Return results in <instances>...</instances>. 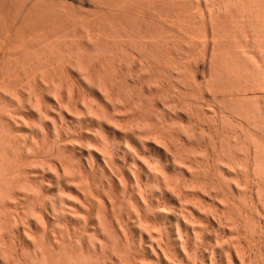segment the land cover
Returning <instances> with one entry per match:
<instances>
[{
    "label": "bare ground",
    "instance_id": "obj_1",
    "mask_svg": "<svg viewBox=\"0 0 264 264\" xmlns=\"http://www.w3.org/2000/svg\"><path fill=\"white\" fill-rule=\"evenodd\" d=\"M132 1H130V3ZM260 1L259 4L257 3L258 5L256 4V8L255 6L252 8L253 10H251V8L250 11L247 9L249 12L246 10V13L244 12L243 16H240V21L234 22L235 28H233L235 30H233L236 34L234 37L237 39L241 38L238 41L235 38L237 43H235L234 48L237 47L238 49L235 48L237 55L233 50L231 51L233 47L227 49L229 51L225 50V57L223 56L222 59L223 67H218L219 63L217 64L216 61L218 57L216 58V56L219 55H215V52H211L210 56L212 60H208L210 65H202L204 67L202 76L206 82L204 89L209 90V92L211 89L212 94L215 95L218 91L220 94L223 92L234 93L236 90H238V92H246L249 86H253V82H250L253 78H257L256 80L259 79V84L257 83V85L263 86L261 89H264V0L261 3ZM135 2L137 1L135 0ZM125 4L128 5L129 3L127 2ZM134 4L135 3H133V6H135ZM131 5H128L127 9ZM137 5L141 7H138V12L142 9L141 12L143 13L141 19H138L141 23L139 25L140 28L136 27L137 25L132 21L131 22L135 24V27L132 25L133 29H130L132 28L130 24L128 25L131 26L129 28L124 23L123 26L125 27L111 25V27L106 26L105 28L102 26L106 23L103 25L101 23L99 27L93 25V28L88 26V28L82 27L84 29L81 30L77 29V27L76 29L73 28V30L70 28L69 31L66 30V28L65 30H60V28L54 27L55 29H53V32H51L52 30L50 31L52 33H50L51 37L52 35L53 37L51 39L44 38L47 39V42L39 43L38 45L40 41L37 40L38 42L36 44L39 47H34L36 44L31 43L32 47L30 46V48L34 49L35 52L33 50H28L29 52L32 51L30 52L31 57H26L25 65L23 66V72L25 71L24 74H28L38 62L39 65L46 62L47 67L54 65L58 59L57 57L61 54L62 56L60 55L59 58L64 57L69 59H66L67 65V61H69L70 65H74L76 70L78 69L77 71L81 77L80 79H82L85 84L95 89L96 93L94 96H96L97 103L94 102L96 99H93V101L89 100L88 97H84V95L82 96L80 94V88L76 90V83L72 82V80V83H67L66 81L65 85L68 84V88L66 87L67 89H64V83H54V81H51L53 83H48V86L52 84L49 87L50 92L52 91L53 96H56L54 98L56 106H53L58 110V113L53 112L57 113L56 115H51V112H49L44 106L45 104L42 103L40 92L37 93L38 90H36V87L33 85L35 87L33 89L31 88L33 98L29 96V102H27L31 104L30 106L38 110L39 118L42 121L41 124L38 123L39 126L41 125L42 127H38L36 133L37 131L42 132L41 128L45 129L44 127L47 125V119L51 118L53 119V124L51 123V125L56 134L54 140H60L61 142V140L64 139L62 137V134L65 132L63 129L66 128L64 126L68 125L65 123L70 122L69 117H76V119L80 121L77 120L79 123H91V126L89 125L91 128L88 129V132L86 130V132L89 133L90 130L92 133L94 139L92 143L94 146L91 145V142L87 143H90L88 145H91L94 149L92 150V147H87V144H84L85 148L87 147L90 149V152H87L91 159L90 162L88 160V165L91 168H95V166L98 165L97 168L104 169L102 172L109 169V171H106V174L104 172V174L106 179L110 181L111 179H115L120 182V185L125 181L126 184L122 185L126 186L128 185L127 182H129V184L130 182L131 184L133 183L131 185L133 188L130 185H128V187L130 186L132 189L129 188L136 193V196L138 195L134 203L136 206L133 205L134 209L132 208L135 218L132 221L130 219L128 222H126V220L124 222V217L123 220L120 218L122 222H118L119 226H115V228L117 227L115 230L113 227L114 224L111 223L113 219L108 220L102 212L105 208L104 204V208H102L103 206L101 207L103 209L101 210L102 214L99 212V218L97 217L96 219L95 217V219L98 220L97 226L99 225V229L93 234L91 233L92 235H85L87 230H82L85 234L82 233V235H80L81 231L79 230L80 233L78 235L80 238L79 236L73 237L72 235H75L77 232L75 230L76 232L74 234L65 235L62 240L63 244H60L61 246L58 247V250L54 249L52 244L50 246L48 243L51 242L47 240L58 238V236H55L56 230L55 232L53 230V228H56L54 224H58L61 219H64L63 221L67 219L66 222H68V218L74 217L76 210V212H79L77 206L71 201L75 199V197L71 195V190V194L67 196L71 195L73 199L65 196L67 194L65 185H72L71 183H75L76 185L77 183V185L82 187L81 189L84 190L83 192L87 194V196H91V199H94V196L96 197L95 191L98 187L96 184V187L94 185L96 182L93 183L91 178L85 175L80 164V167L77 166L78 168L74 167V169L69 165L64 166L62 164L63 161L59 164L56 159L47 161L45 159H35L36 157H40L37 156L39 152L38 154L34 153L37 152V146L40 145L36 143L39 142L37 140L34 141L32 139V141L27 143L25 141V146L21 144L14 146L9 140V132L6 131V127H3L4 123L2 125L1 121L4 119V121L6 120V122L16 125L18 121H16V119H21V117L19 118V114L16 113L14 117V113H10V115H12L11 117L9 115L10 111L8 114H6V111L5 114L8 117H5L6 119H0V264H147V262L148 264H256L260 259L259 255L262 257L263 253L259 254V252H263L264 249L262 248V246H264V102H251V98L249 99L250 101L247 102V97L246 100L241 99L242 101H246L242 102L240 99L235 100V98V102H231H234L235 106L228 103L227 106L229 108L227 107V109H225L226 107H220L216 110L214 107L212 108V106L210 107L207 105L205 101H202V99H205V93L203 88V93L200 91V52L198 51L199 53H196L194 51L196 47L193 45V43H196L194 41L195 39L189 38L191 32L194 31L192 30V28H194V26L192 27L191 25L192 22L195 23L196 21L200 24L199 0H138ZM37 8L33 9L37 10ZM132 8L133 7H131V9ZM195 8L198 10L197 14L192 15V11L195 10ZM121 9L124 8L122 7ZM52 11V13L43 12L44 14L40 13L39 15L38 12L41 11L38 10V16L34 15L37 17L36 19L34 18V20L39 21L41 19L46 24L48 22L49 26H51V24H57L61 21L64 22L69 18L65 11L64 13L62 10L61 12L60 9L57 10L60 12ZM31 15L32 14H30V16ZM138 15L133 18L136 19ZM127 16L130 17V15ZM128 17L126 21L130 19H128ZM156 18L160 19H158L159 24L157 23L158 21L156 22L157 25H159L158 27L155 25L156 23H154V20H157ZM125 19L126 18L121 20L125 21ZM68 20L69 19H67V21ZM138 20L136 21L138 22ZM116 21L118 22V20ZM29 22H27V24ZM211 22H213V19ZM210 24L212 27H210V32L212 33V39H214L215 29L213 27L216 25L214 22ZM32 25H34V23ZM30 26H28V28ZM39 29L40 28H38V30ZM67 29H69V27H67ZM48 30L49 29H47V31ZM35 32L39 31L35 30ZM43 32L45 31H40V34ZM24 35L25 34H23V36ZM26 35L28 34L26 33ZM44 35L45 34H43V36ZM48 36L50 37V35ZM60 36H62V38ZM35 37L37 36L35 35ZM77 37H79L80 40H78ZM208 37L206 36L207 41H209ZM63 38L67 40L62 42ZM196 38L199 39L198 35ZM7 40L8 39H6V41ZM17 41H20V39ZM35 41L33 40L32 42ZM20 42H18V44ZM207 44L209 45L208 42ZM207 44L205 45L206 47L208 46ZM226 45H228V43ZM17 46L18 45L15 47ZM221 46H223V43ZM20 47L23 48V46ZM20 47L18 46V48ZM208 47L201 56L204 61L207 60L206 58L209 56ZM86 48L88 51L91 49V52L92 50L95 52L91 54L93 57H89L90 59L86 58ZM24 52L26 53L27 51ZM250 53L253 54H251L252 58L249 57L251 56L249 55ZM254 54L257 57L261 56L259 61H257L259 57L256 59ZM85 58L87 60L89 59V61L87 62ZM86 62L87 64H85ZM19 75L20 74L17 76ZM124 77L127 79L130 78V82L133 83V86L130 84V86L126 87L125 83L129 81L125 80L126 78ZM207 78L210 79L208 80ZM4 85L5 84H2V86ZM122 85L126 87H124L125 89L128 88L127 92L125 89H122ZM131 87L133 88L131 89ZM154 87L156 92H154ZM17 91H12L15 92L14 97L23 103V98H21L19 89ZM77 92L79 93L76 94ZM200 95L204 96L200 98ZM263 98H261V100ZM237 101L239 103H237ZM49 121L51 122L50 119ZM206 122L210 125L208 129H204V124ZM105 126L114 128L112 130H117V133L120 131L124 134L123 142H125V145H123L125 150H127L125 153H128V156L132 157L134 161V166L129 168L130 170L128 171L130 175L123 176V174L119 172L120 167L114 162V157L116 158L117 154L113 155L116 153L117 149H115V153L113 152L112 156L110 152L113 149L109 151L111 143L109 141L108 146V142L106 141L108 139H105L107 137L104 138L106 132H104V130L107 128H105ZM113 132L115 133L116 131ZM64 135L65 134H63V136ZM106 135L108 134H105V136ZM65 137L67 138V136ZM64 140L63 142L66 145L69 141ZM56 142L57 143L55 144L54 142L53 145H57L58 141ZM81 142H79V145ZM123 142H121V144ZM70 143L78 146V142L75 143L74 140L70 141L68 144ZM68 144L65 146L66 148L69 146ZM55 145L51 147H55ZM63 145H61V147ZM82 145L83 144L80 146ZM57 146L58 147L54 148L53 151L60 154L64 146L62 148H60L59 144ZM147 147L148 149L149 147L164 148L167 152L166 158L168 162L170 161L169 164L167 162V164H163L164 162L162 163L160 161V163H157L158 161L155 162L156 160L149 161L152 160L150 157L149 159L146 158L148 160L146 161L143 155H145L144 150H146ZM78 151H80V149ZM50 153L52 152H49V154ZM43 154L47 155L45 152ZM29 158L34 161L31 160L36 166L31 165L32 163L29 161ZM60 158H62V156H60ZM63 159L64 158L61 160ZM26 161H29L31 164L28 163V165ZM84 164L83 162V166L87 165ZM38 165L40 167H38ZM90 167H88V169ZM46 173L51 174L50 179H52V183L54 181L57 187L60 188L61 186L60 189L58 188V196L56 198L54 196V199L49 198V194L46 190L48 189L46 187V180L48 179L43 176L44 174L46 175ZM120 180H122V182ZM49 186L50 185H48V187ZM83 194H81V196ZM203 195H207L210 198L212 197L213 203H206L203 199L205 196ZM215 200H218L217 204H215ZM87 207L85 208L90 211L89 206ZM85 208H81V211L83 212ZM48 212L51 213L53 217ZM32 216H34L35 219H33ZM117 216L119 217V215ZM87 218L84 217L82 222L84 220L85 224L88 223L85 220ZM77 219L80 220L79 217ZM51 220H53L54 224ZM32 221L35 222L34 226L37 227L36 229L40 230V232L42 231L41 234L38 233V236L31 228ZM85 224L84 227L87 225ZM59 227H61V225ZM133 227L135 231L140 234L139 239L142 240L139 242H137L134 237L135 234L132 232ZM62 230L66 231V228ZM48 231L51 234L54 232L53 238L50 237L49 239L50 234ZM69 231L70 230L67 228L65 234L69 233ZM87 234L89 233L87 232ZM83 235L88 237V239L90 238L92 241V245L89 243V247L93 246V248H90L94 251H90L91 254L90 252L87 253L88 255L85 253L90 249L88 251L85 249V252L84 249H81L83 252L79 249V252L83 254H79L77 251L75 253L72 249V246L74 248V241L77 246L83 241H78L84 238ZM143 235L149 237V242L148 240H146V243L143 241ZM50 241L56 242L53 240ZM144 243L148 244L145 245ZM20 244L23 245V247H21ZM57 245L59 244L57 243ZM19 246L23 249L19 250ZM95 252L97 256L94 258L92 254H95ZM149 252L155 256V262L153 261L154 259H151L153 262L148 261L147 254H150Z\"/></svg>",
    "mask_w": 264,
    "mask_h": 264
},
{
    "label": "rangeland",
    "instance_id": "obj_2",
    "mask_svg": "<svg viewBox=\"0 0 264 264\" xmlns=\"http://www.w3.org/2000/svg\"><path fill=\"white\" fill-rule=\"evenodd\" d=\"M46 1V2H45ZM99 1V2H98ZM130 1H132V0H94V1H92V0H40V2H39V0H1L0 1V70L1 71H3V72H1L0 71V119H2V118H5V117H8V116H6V114H8V112H9V115H10V113L11 114H13L14 113V117H15V115L16 114H19V118L21 117V119H16V125L15 124H11V123H9V122H6V120L4 121V119L1 121V123H2V125H3V123H4V126L3 127H6L5 129H7L6 131L7 132H9L8 134H9V140H10V142L14 145V146H18V145H24L25 146V141H26V143L27 142H30V141H32V139L35 141V140H37V141H39V142H36V143H38V144H40L39 146H41V147H39V146H37V152H34V153H37L38 154V152H39V154L37 155V156H40V157H36L35 159H40V160H54V159H56L57 160V162L59 163V164H61L62 163V161H63V165L64 166H71L72 168H78L77 166H79V164H80V166H82L81 168H82V170L84 171V173H85V175L86 176H89L90 178H91V181L94 183V182H96V183H94V185L96 184L97 185V187L98 188H96V191H95V195H96V197L94 196V199L92 198L91 199V196H87V194H85L83 191V189H81L82 187H80V185H77V183H76V185H75V183L73 184V183H71L72 185H69V184H67V185H65V190H66V192H67V194L65 195V196H67L68 194H71L72 196H74L75 197V199L74 200H71L72 201V203L74 204V205H76L77 206V208H78V210H79V212H76L75 211V214H74V217H70V218H68L69 220H68V222H66V220L65 221H63L64 219H61L60 220V222L57 224V223H55L54 224V222H53V220H51L52 221V223L54 224V226L56 227V228H53V230H54V232H55V230H56V234H55V236H58V240L57 239H50V237L51 238H53L52 236L54 235V232L51 234L49 231V234H50V236H49V239L50 240H53V241H56V242H52V241H50V240H47V241H49V242H51V243H48V244H50V246H51V244H52V246H53V248L54 249H56V250H58V247H60L61 245L60 244H63L62 242V240H63V238L65 237V235H67V234H74L76 231V233H75V235H72L73 237H75V236H79L78 234L80 233V231H81V233H80V235H82V233H84L85 234V232H83V231H86V234L85 235H90L91 233L93 234L95 231H97L98 229H99V225L97 226V224H98V220H96L97 219V217L100 215V214H98L99 212L101 213V210H103L102 208H104V204H105V208H104V211H102L103 212V214H104V216H106L107 218H108V220H111V219H113L112 221H111V223H113L114 225H113V227L115 228V226H119V221H120V218H122L121 220H123V217H124V222H125V220H126V222H128V221H130V219H131V221L135 218V216H134V214H133V207L134 206H136V204H134L135 203V201L137 200L136 198L138 197V195L136 196V193L133 191V190H131L132 188H133V186H131L132 184H131V182H130V184H129V182H127V184L128 185H130L129 187L131 188H129L128 187V185L126 186V185H122V184H126L125 183V181H123V183L120 185V182L119 181H117V180H115V179H111V181L110 180H108V179H106V176H105V174L107 173L106 171H109V169H107V167H106V169L107 170H105V171H103L102 172V170H104L103 168L101 169V168H97L98 167V165H96L95 166V168H91L88 164H89V162L91 161V159H90V156L88 155V151L90 152V149H88L87 147L89 146V147H92L91 145H93V143L92 142H94L93 140V135H92V133L90 132V130H89V133L92 135H90L89 133H87L88 132V129L89 128H91V127H89V125L91 126V123H79L80 121L78 120V119H76V117H69V120H70V122H68V123H65V124H68V125H65L64 127H66V128H64L63 130L65 131L63 134H65L64 136H63V134H62V137L65 139L66 137L65 136H67V140L65 139H62L61 140V142H60V140H54V138L56 137V134H55V131H54V129H53V127H52V125H51V123L53 124V119H51V118H48L46 121H47V125L46 124H43V125H46L44 128L45 129H43V128H41V131L42 132H38L37 131V133H36V130L38 129V127L40 128V126H39V124H41L42 123V121H41V119L39 118V112H37L38 110L37 109H35V108H33V106H30L31 104L30 103H28L29 102V96H33L32 95V89L33 88H35L36 90H38L37 91V93H39L40 92V95H41V99H42V103H44L45 105V107L49 110V112H51L50 114L51 115H53V114H57L58 112V110H56L55 109V107L54 106H56V104H55V102H54V98L56 97L55 95L53 96V92L51 91L50 92V86L52 85H50V86H48V83H53V82H51V81H54V83H56V82H58V83H64V85L66 84V81H67V83H69V82H71V80H72V82H75L76 83V86H75V89L76 90H79V88H80V94L83 96L84 95V97H88V99L89 100H95L96 98V96H94L95 95V93H96V91H95V89H93L91 86H88V84H85L84 82H83V80L82 79H80L81 77H80V75L78 74V69L76 70V68H75V66L74 65H70L69 64V61H67L68 62V65H67V63H66V59L67 58H64V57H61V58H59L60 57V55L61 54H59V57H57L58 59H57V61H56V63L54 64V65H50V66H46L47 65V63L46 62H43V60H42V58H41V60H42V62H43V64H38V63H36V65H34V67H33V69H31V71L27 74H24L25 73V71L23 72V70H24V65H25V60H26V57H31V53L30 52H32V51H28V50H33L34 51V49H32V48H30V46L32 45V44H36L38 41L37 40H39L40 42H38V45H39V43L41 44V43H45V42H47V39H51L52 37H53V35H52V37H51V32H53V29H55V28H60V30H65V28H66V30H70V28H71V30H73V28L74 29H76L77 27V29H84L85 27H87L88 28V26H90V28H93L94 26H100L101 25V23H102V25L103 24H105V25H103L102 27H105L106 28V26H109V27H111V25H113V26H118V27H121V26H123L124 24L125 25H133L134 27H135V24L137 25L136 27H138V28H140V20H138V19H141V16H143V13L141 12V10L142 9H140V11L138 12V7L139 8H141L140 6H138L137 4H138V0H136L137 2H135V0H133L131 3H130ZM197 1V0H196ZM200 1V24L199 23H197L196 21H195V23L194 22H192V27L194 26V28H192V30H194V31H190L191 32V34H190V36H189V38L191 37L196 43H193V45H194V47H195V49H194V51L196 52V53H199L200 52V86H201V89H200V91H201V93H203L202 92V90L204 89V85H206V82L204 81V78H203V72H202V70H204V67L202 66V65H204V64H206L207 66H209L210 64V62H208V60L209 61H211L212 59H211V56H210V54H211V52H215V55H219V56H221V57H219V56H216V58L218 57V59L216 60L217 61V64L219 63V65H218V67L220 66V67H223L222 65V59H223V56H224V54H225V50L226 51H229V50H227V49H231V47H233L232 49H231V51L233 50L234 52H235V48L237 49V47H235L234 48V45H235V43H237V41L238 40H240L241 38H239V39H237L236 37H234V36H236V34H235V21H238L239 19H241V17L243 16V14H244V12L247 10V9H249V11H250V8H251V10H253L252 8H254V6H255V8H256V4L258 3L259 4V1L260 0H199ZM236 1V2H235ZM242 1V2H241ZM247 1V2H246ZM263 0H261L260 1V3L262 2ZM19 2V3H18ZM39 2V3H38ZM57 4H56V3ZM60 2V3H59ZM70 2V3H69ZM85 4H84V3ZM94 2H96V3H94ZM109 2H111V3H109ZM129 3L128 5H131V6H129V8L127 9V7H128V5L127 4H125V3ZM234 2V3H233ZM245 2V3H244ZM255 2V3H254ZM28 3V4H27ZM30 3V4H29ZM42 3H44V4H42ZM48 3V4H47ZM52 3V4H51ZM109 3V4H108ZM133 3H135L134 5L135 6H133ZM251 3V4H250ZM42 4V5H41ZM95 4V5H94ZM98 4V5H97ZM106 4V5H105ZM114 4V5H113ZM117 4H118V6H117ZM244 4H245V6H244ZM252 4H253V6H252ZM257 4V5H258ZM97 5V6H96ZM251 5V6H250ZM31 6H32V8H31ZM37 6H38V8H37ZM44 6V7H43ZM53 6H55V7H53ZM61 6H62V8H61ZM70 6V7H69ZM74 6H75V8H74ZM236 6H237V8H236ZM42 9H41V8ZM46 7V8H45ZM52 7V8H51ZM58 7V8H57ZM65 7H67V8H65ZM72 7V8H71ZM124 8V9H121V8ZM131 7H133L132 9H131ZM136 7V8H135ZM18 8V9H17ZM35 8H37V10H34ZM55 8V9H54ZM114 8H116V9H114ZM246 8V9H245ZM28 9V10H27ZM48 9V10H47ZM50 9H52V10H54V11H56V12H60L61 10L63 11V13H64V11L66 12V14H67V16L69 17V18H67V19H69L68 21H67V19L64 21V22H59V23H57V24H51V26H49V24H48V22H47V24L43 21V20H39V21H42V22H39L38 20H34V18L36 19L37 17L36 16H38V13H39V15H40V13L41 14H44V13H52L53 11L52 10H50ZM60 9V11H57V10H59ZM68 9V10H67ZM72 9V10H71ZM81 9V10H80ZM89 9V10H88ZM127 9V10H126ZM24 10V11H23ZM30 10V11H29ZM41 11V12H38L37 13V11ZM45 10V11H44ZM73 10H75V11H73ZM117 10V11H116ZM133 10H134V13H133ZM243 10V11H242ZM10 11V12H9ZM19 11V12H18ZM34 11V12H33ZM48 11V12H47ZM51 11V12H50ZM61 11V12H62ZM69 11V12H68ZM124 11V12H123ZM128 11V12H127ZM132 11V12H131ZM137 11V12H136ZM197 9L195 8V10H193L192 11V15H195V14H197ZM248 11V10H247ZM248 11V12H249ZM44 12V13H43ZM74 12V13H73ZM84 12V13H83ZM86 12V13H85ZM116 12V13H115ZM122 12V13H121ZM127 12V13H126ZM142 14H141V13ZM220 12V13H219ZM36 13V14H35ZM119 13V14H118ZM129 13V14H128ZM137 13V14H136ZM199 13V12H198ZM210 13V14H209ZM242 13V14H241ZM246 13V12H245ZM26 14V15H25ZM30 14H32L31 16H30ZM69 14V15H68ZM122 14V15H121ZM125 14H126V16H125ZM139 14V15H138ZM203 14V15H202ZM34 15H36V16H34ZM71 15V16H70ZM95 15V16H94ZM105 15V16H104ZM127 15H130V17H128ZM131 15H132V18L134 17H136L137 15H138V17L136 18V19H134L133 18V20H132V18H131ZM23 16V17H22ZM28 16V17H27ZM34 16V17H33ZM115 16V17H114ZM123 16V17H122ZM140 16V17H139ZM216 16V17H215ZM239 16V17H238ZM241 16V17H240ZM25 17V18H24ZM31 17V18H30ZM75 19H74V18ZM122 17V18H121ZM127 17H128V21H126L127 20ZM158 17V16H157ZM39 18V17H38ZM78 18H80V19H78ZM94 18V19H93ZM113 20H112V19ZM124 18H126L125 19V21L124 20H121V19H124ZM25 19V20H24ZM29 19V20H28ZM33 19V20H32ZM110 19V20H109ZM114 19H115V21H114ZM157 20H154L155 22L154 23H156L157 21V23L159 24V18H156ZM159 19V20H158ZM213 19V22H214V24L216 25H214L215 27H213L214 29H215V38L214 39H212V33L210 32V30H211V24L210 23H213V22H211V20ZM217 19V20H216ZM2 20V21H1ZM14 20V21H13ZM28 20V21H27ZM100 20V21H99ZM116 20H118V22L116 21ZM120 20V21H119ZM136 20H138V22L136 21ZM210 20V21H209ZM23 21V22H22ZM30 21V22H29ZM34 21H38V22H34ZM85 21V22H84ZM103 21V22H102ZM109 21V22H108ZM122 21V22H121ZM134 22V23H132V22ZM240 21V20H239ZM25 22V23H24ZM27 22H29L28 24H30V25H28L27 24ZM97 22V23H96ZM98 22H99V25H98ZM113 24H112V23ZM120 22V23H119ZM128 22V23H127ZM131 22V23H130ZM137 22V23H136ZM217 22V23H216ZM6 23V24H5ZM24 23V24H23ZM34 23V25L36 26L37 25V23H38V25L36 26V28H35V26L34 25H32ZM41 23V24H40ZM124 23V24H123ZM139 23V24H138ZM157 23L155 24L157 27L159 26V25H157ZM193 23H194V25H193ZM24 26H23V25ZM25 24H26V26H25ZM47 26H46V25ZM64 24V25H63ZM71 24V25H70ZM75 24H76V26H75ZM83 24V25H82ZM85 24V25H84ZM97 24V25H96ZM117 24V25H116ZM119 24V25H118ZM223 24V25H222ZM7 25V26H6ZM40 25H41V27H40ZM43 25V26H42ZM45 25V26H44ZM55 25V26H54ZM69 25V26H68ZM94 25V26H93ZM218 25V26H217ZM225 25V26H224ZM28 26H30L29 28H28ZM39 26V27H38ZM92 26V27H91ZM131 26H128L129 28L131 27ZM133 26H132V28H130V29H133ZM196 26V27H195ZM212 26H213V24H212ZM20 27V28H19ZM22 27V28H21ZM34 27V28H33ZM47 27V28H46ZM50 27V28H49ZM55 27V28H54ZM62 27H63V29H62ZM67 27H69V29H67ZM82 27H84V28H82ZM123 27H125V26H123ZM204 27V28H203ZM211 27V28H210ZM234 27V28H233ZM6 28V29H5ZM23 28H24V30H23ZM38 28H40L39 30H38ZM223 28V29H222ZM32 29V30H31ZM37 30V31H39V32H35V30ZM43 29H45V30H43ZM47 29H49L48 31H47ZM135 29V28H134ZM177 29V28H176ZM197 29V30H196ZM199 29V30H198ZM206 29V30H205ZM217 29V30H216ZM234 29V30H233ZM27 30V31H26ZM52 30V31H51ZM228 30H230V31H228ZM233 30V31H232ZM6 31H7V33H6ZM11 31V32H10ZM18 31H19V33H18ZM21 31V32H20ZM30 31V32H29ZM33 31V32H32ZM40 31L42 32V31H45V32H43V33H41L40 34ZM51 31V32H50ZM207 31V32H206ZM232 31V32H231ZM15 32V33H14ZM23 32V33H22ZM49 34H48V33ZM196 32H199V33H196ZM202 32V33H201ZM231 32V33H230ZM20 33H22V34H20ZM26 33L28 34V35H26ZM51 33V34H50ZM193 33V34H192ZM208 37L209 35V41H207V38H206V36L204 35V34ZM10 34V35H9ZM23 34H25L24 36H26V37H24L23 36ZM30 34V35H29ZM32 34V35H31ZM37 36V37H35V35ZM43 34H45L44 36H43ZM203 34V35H202ZM233 35V37H232V35ZM4 37H3V36ZM20 37H19V36ZM48 35H50V37L48 36ZM192 35H194V36H192ZM196 35V36H195ZM197 35H198V38L200 39H197L196 37H197ZM16 36V37H15ZM24 38H23V37ZM34 36V37H33ZM42 36V37H41ZM205 36V37H204ZM225 36V37H224ZM28 37V38H27ZM61 38H62V36H60ZM222 38V40H221V38ZM4 38V39H3ZM13 38V39H12ZM16 38V39H15ZM22 38H23V42H22ZM44 38H47V39H44ZM232 40H231V39ZM237 39V41H236V39ZM6 39H8L7 41H6ZM20 39V41H17V40H19ZM56 39H58V38H56ZM77 39L78 40H80V38L79 37H77ZM12 40V41H11ZM14 40V41H13ZM29 40V41H28ZM31 40V41H30ZM35 41V42H32V41ZM41 40H42V42H41ZM55 40V39H54ZM62 40V39H61ZM64 40H67V39H65V38H63V40H62V42H64ZM206 40V41H205ZM243 40V39H242ZM241 40V41H242ZM69 41H70V39H69ZM216 41H217V44H216ZM223 41H225V42H223ZM227 41V42H226ZM5 44H4V43ZM15 42V43H14ZM17 42V43H16ZM18 42H20L19 44H18ZM207 42L209 43V45L207 44ZM210 42H212V43H210ZM220 42V43H219ZM231 44H230V43ZM8 43V44H7ZM32 43V44H31ZM198 43V44H197ZM220 45H219V44ZM222 43H223V46H221L222 45ZM228 43V45H226ZM208 45L207 47H208V51H209V56H207V60H202L203 58H201V56L203 55V53L205 52V50H206V46L205 45ZM216 46H215V45ZM233 44V45H232ZM4 47H3V46ZM14 45V46H13ZM16 45H18L19 47L20 46H23V48H18V46L17 47H15ZM37 45V44H36ZM34 46V47H39L38 45L37 46ZM10 46V47H9ZM29 46V47H28ZM3 47V48H2ZM30 48V49H28V48ZM32 47V46H31ZM33 47V48H34ZM198 47V48H197ZM203 47H205V48H203ZM222 47V48H221ZM227 47H229V48H227ZM27 48V49H26ZM239 48V47H238ZM6 49V50H5ZM11 49V50H10ZM17 49V50H16ZM26 49V50H25ZM16 50V51H15ZM86 50H87V48H86ZM238 50V49H237ZM236 50V51H237ZM241 50V49H240ZM12 51V52H11ZM24 51H27L26 53L24 52ZM199 51V52H198ZM208 51H206V52H208ZM218 51V52H217ZM224 53H223V52ZM230 51V52H231ZM6 52V53H5ZM14 52V53H13ZM29 52V53H28ZM35 52V51H34ZM94 51L92 50V52H91V49L88 51H85V53H86V58H89V57H93V55H91V54H94L93 53ZM8 53H9V55H8ZM22 53V54H21ZM221 53V54H220ZM15 54V55H14ZM28 54V55H27ZM235 54H236V52H235ZM252 53H250L249 55H251ZM6 55V56H5ZM22 55V56H21ZM237 55V54H236ZM253 55V54H252ZM252 55L251 56H249L250 58H252ZM15 56V57H14ZM42 56V55H41ZM62 56V55H61ZM254 56H255V54H254ZM253 56V57H254ZM11 57V58H10ZM21 57V58H20ZM28 57V58H29ZM225 57V56H224ZM256 57V59L259 57H257V56H255ZM261 57V56H260ZM260 57L258 58V60L257 61H259V59H260ZM28 58H27V60H28ZM63 58V59H62ZM85 58V60H87ZM220 58H221V60H220ZM8 59V60H7ZM15 59V60H14ZM17 59V60H16ZM20 59V60H19ZM62 59V60H61ZM65 59V60H64ZM90 59V58H89ZM89 59L87 60V62L89 61ZM254 60H256L255 58H253ZM4 62H3V61ZM12 60V61H11ZM24 60V61H23ZM59 60V61H58ZM67 60H69V59H67ZM11 61V62H10ZM17 61V62H16ZM62 61H64V62H62ZM220 61V62H219ZM15 62V63H14ZM24 62V63H23ZM27 62V61H26ZM58 62H61V63H58ZM87 62L85 63V64H87ZM206 62V63H205ZM18 63H20V64H18ZM22 63H23V65H22ZM41 63V62H40ZM44 63H46V64H44ZM257 63V62H256ZM6 64V65H5ZM61 64V65H60ZM2 65V66H1ZM14 65V66H13ZM67 65V66H66ZM70 65V66H69ZM38 66V67H37ZM53 66V67H52ZM60 66H61V68H60ZM5 67V68H4ZM10 67V68H9ZM36 67V68H35ZM40 67H42V68H40ZM70 69H69V68ZM71 67H73V68H71ZM20 69V70H19ZM22 69V70H21ZM72 69V70H71ZM33 70V71H32ZM37 72H36V71ZM6 73H5V72ZM77 71V72H76ZM34 73H35V75H34ZM18 74H20L19 76H17ZM126 74V73H125ZM28 75H31V76H28ZM34 75V76H33ZM2 77V78H1ZM7 77V78H6ZM32 77V78H31ZM19 78V79H18ZM25 78V79H24ZM29 78V79H28ZM124 78H126V77H124ZM202 78V79H201ZM9 79V80H8ZM26 79H28L29 80V82L31 83V85H30V83L28 82V80H26ZM208 80L210 79V78H207ZM254 79V78H253ZM250 80V82L252 81L253 82V86H249L248 87V89H250V90H248V89H246L247 91L245 92V91H241V90H239V91H241V92H238V90H236V92H230V93H224L223 91V93H221L220 94V92L218 91V93L216 92V96L214 95V94H212V91H211V89H210V92H209V90H203L204 91V93H205V96L204 95H200V98L201 97H205V99L203 100L202 99V101H205V103L207 104V105H209L210 107L212 106V108L214 107V109H216V110H218L217 108H224V107H226L225 109H227V104L229 103H231L232 101H234L235 102V100H241V99H245L246 100V97H247V102H249L250 100V98H251V102H261V103H263L264 102V89H261V87L263 88V86H258L257 85V83H258V80H256V79H254V80ZM125 80H128V81H126V82H128V83H125ZM124 80V83L126 84H124V83H122V84H124L126 87H128V86H130V84H131V86H133L132 84V82H130V78L129 79H125ZM256 80V81H255ZM18 81V82H17ZM21 81V82H20ZM255 81V82H254ZM8 83V84H6V83ZM25 82V83H24ZM27 82H28V84H27ZM71 82V83H72ZM23 83H24V85H23ZM44 83V84H43ZM47 83V84H46ZM74 83V84H75ZM205 83V84H204ZM2 84H5L4 86H2ZM129 84V85H128ZM251 84V83H250ZM256 84V85H255ZM259 84V83H258ZM35 87H34V86ZM68 85V84H67ZM67 85H65L64 86V89L67 87L68 88V86ZM81 85V86H80ZM124 85H122V89H125L126 87L124 86ZM26 86H28V87H26ZM31 86V87H30ZM47 86H48V88H47ZM78 86V87H77ZM43 87V88H42ZM125 87V88H124ZM206 87V86H205ZM260 87V88H259ZM9 88H10V90H9ZM17 88V89H16ZM27 88H29V89H27ZM32 88V89H31ZM47 88V89H46ZM66 88V89H67ZM133 87H131V89H132ZM203 88V89H202ZM8 89V90H7ZM19 89V92L21 93V98H23V103L22 102H20L19 100H17V98H15L14 96H15V92H12L13 90L15 91H17ZM25 89V90H24ZM43 89V90H42ZM154 89V92H156V90H155V87L153 88ZM206 89H207V87H206ZM12 90V91H11ZM29 90V91H28ZM42 90V91H41ZM49 90V91H48ZM127 90H128V88L127 89H125V91L127 92ZM256 90V91H255ZM259 90V91H258ZM262 90V91H261ZM24 91H26V92H24ZM159 91V90H158ZM157 91V92H158ZM4 92V93H3ZM18 92V91H17ZM42 92H43V94H42ZM229 92V91H228ZM248 92V93H247ZM263 92V93H262ZM13 93V94H12ZM30 93H31V95H30ZM79 92H77L76 94H78ZM83 93V94H82ZM210 93V94H209ZM244 93H246V94H244ZM262 95H261V94ZM233 94V95H232ZM235 94V95H234ZM237 94H240V95H237ZM39 95V96H40ZM85 95H87V96H85ZM214 95V96H213ZM227 95V96H226ZM232 95V96H231ZM255 95H256V97H255ZM23 96V97H22ZM209 96V97H208ZM218 96V97H217ZM230 96V97H229ZM237 96V97H236ZM239 97V98H238ZM260 99H259V98ZM33 98V97H32ZM45 98V99H44ZM53 98V99H52ZM214 99V101H213V99ZM228 98V99H227ZM233 98V99H232ZM236 98V99H235ZM256 98V99H255ZM261 98H263L262 100H261ZM57 99V98H56ZM232 99V100H231ZM235 99V100H234ZM44 100V101H43ZM47 100V101H46ZM50 100H51V102H50ZM93 100V101H94ZM245 100H241L242 102H244ZM18 101V102H17ZM28 101V102H27ZM46 101V102H45ZM49 101V102H48ZM97 101V99L94 101L95 103H97L96 102ZM209 101V102H208ZM223 102V103H222ZM234 102L233 103H231V104H233V106H235V104H234ZM246 102V101H245ZM20 103V104H19ZM52 105H51V104ZM209 103V104H208ZM237 103H239L238 101H237ZM27 104V105H26ZM213 104V105H212ZM218 104H220V105H218ZM18 105V106H17ZM20 105H22V106H20ZM48 105V106H47ZM54 105V106H53ZM222 105V106H221ZM53 106V107H52ZM232 106V105H231ZM230 106V107H231ZM8 107V108H7ZM16 107V108H15ZM53 108V110H52V108ZM6 108V109H5ZM11 108V109H10ZM51 108V109H50ZM229 108V107H228ZM13 109H14V111H13ZM55 109V110H54ZM16 110V111H15ZM52 110V111H51ZM220 110V109H219ZM222 110V109H221ZM224 110V109H223ZM7 111V112H6ZM3 112V113H2ZM5 112H6V114H5ZM53 112H57V113H53ZM16 113V114H15ZM60 114V113H59ZM5 115V116H4ZM11 117H12V115H10ZM76 116V115H75ZM16 118H17V116H16ZM23 118V119H22ZM6 119V118H5ZM25 119V120H24ZM49 119L51 120V122L49 121ZM79 122H78V121ZM4 121V122H3ZM41 121V122H40ZM71 121H72V123H71ZM74 121V122H73ZM76 121V122H75ZM49 122V123H48ZM39 123V124H38ZM76 123V124H75ZM79 123V124H78ZM8 124V125H7ZM86 124V125H85ZM206 124V125H205ZM204 124V129H208L209 128V123H205ZM71 125V126H70ZM8 126V127H7ZM47 126H49V127H47ZM81 126H83V127H81ZM42 127V126H41ZM47 127V128H46ZM52 127V128H51ZM68 127V128H67ZM79 127V128H78ZM107 126H105V128H106ZM49 128V129H48ZM83 128H85V129H83ZM111 127H107L106 128V130H104V132H105V134H108V135H110V136H108V135H106L105 136V134H104V138L105 137H107V138H105V139H108V140H106L107 142H108V146H109V141H110V150L109 151H111L112 149V151L110 152L111 153V155L113 154V152L115 153V149H117V151H116V153L115 154H113V155H116V158L114 157V162L117 164V166L118 167H120L119 168V172H121L122 174H123V176H127L128 174H129V168H131V167H133L134 166V161H133V159H132V157H130V156H128L129 154L128 153H125V151L127 152V150H125V148H124V145H125V142H123V140H124V134L123 133H121L120 131L117 133V130H112V129H114V128H111ZM86 130H87V132H86ZM69 131V132H68ZM113 131H116L115 133L113 132ZM34 132V133H33ZM46 132V133H45ZM10 133H11V135H10ZM87 133V134H86ZM121 133V134H120ZM37 134V135H36ZM67 134V135H66ZM120 134V135H119ZM34 135V136H33ZM76 135V136H75ZM123 135V136H122ZM36 136H38V137H36ZM36 137V138H35ZM109 137V138H108ZM122 137V138H121ZM35 138V139H34ZM70 138V139H69ZM76 138V139H75ZM92 138V139H91ZM121 138V139H120ZM27 139V140H26ZM40 139V140H39ZM63 140L64 141H72V140H74V142L75 143H77L78 144V146L79 147H81V148H79L78 146H75V145H73L72 143H70V144H68L69 146H67V148L65 147L66 145H65V143L63 142ZM77 142H76V141ZM55 142V144L57 143L56 141H58V144H59V146H60V148H62L63 146V151H61L60 152V154H57V153H55L54 151H53V149L54 148H57L58 146V144L57 145H55V147H51V146H54L53 145V143ZM81 141H83V142H81ZM105 141V140H104ZM16 142V143H15ZM79 142H81L80 143V145L81 144H83L82 146H80L79 145ZM86 142V143H85ZM87 142H91L92 144L91 145H88V144H90V143H87ZM121 142H123L122 144H121ZM60 143H63V144H60ZM18 144V145H17ZM42 144V145H41ZM52 144V145H51ZM72 144V145H71ZM87 146L86 148L84 147L85 145ZM115 144V145H114ZM124 144V145H123ZM61 145H63L62 147H61ZM123 145V146H122ZM94 146V145H93ZM111 146H113V147H111ZM116 148H115V147ZM50 147V148H49ZM75 147H76V149H75ZM59 148V149H60ZM152 148V147H151ZM150 147H149V149H148V147H147V149L146 150H144L145 152H144V154L145 155H143L144 157V159L146 160V161H148L147 159H149V157H150V159L152 158V160H149V161H155V162H157V163H160V162H164L163 164H169V162H168V160H167V152L164 150V148H162V147H160V148H152L151 149ZM46 149V150H45ZM66 149V150H65ZM80 149V151H78ZM88 149V150H87ZM94 149V147H92V150ZM144 149H145V147H144ZM154 149H155V151H154ZM39 150V151H38ZM42 150V151H41ZM44 150V151H43ZM52 152V153H50L49 154V152ZM62 150V149H61ZM72 150H74V151H72ZM82 150H84V151H82ZM153 150V151H152ZM118 151H119V153H118ZM42 152V153H41ZM46 153L47 155H45V154H43V153ZM53 152H54V154H53ZM63 152V153H62ZM81 152V153H80ZM121 152V153H120ZM125 154H124V153ZM166 153V155H165V153ZM61 153H62V155H61ZM156 153V154H155ZM160 155H159V154ZM41 154V155H40ZM53 154V155H52ZM56 154V155H55ZM151 154V155H150ZM165 156H164V155ZM33 155H36V154H33ZM64 155V156H63ZM112 155V156H113ZM45 156V157H44ZM47 156V157H46ZM58 156H59V158H58ZM60 156H62V158H64L63 160H61L62 158H60ZM158 156V157H157ZM120 157V158H119ZM50 158H52V159H50ZM147 158V159H146ZM161 158V159H160ZM30 159V158H29ZM120 159V160H119ZM169 159V158H168ZM22 160V159H21ZM32 159H30L29 161H31ZM59 160V161H58ZM88 160H89V162H88ZM117 160H118V162H117ZM29 161H26L27 162V164L28 163H30ZM33 161V160H32ZM31 161V165H33V166H36V164H34L33 162ZM88 163H87V162ZM160 161V162H159ZM21 162H23V161H21ZM85 163L84 165H86V166H83L82 165V163ZM167 162V163H166ZM132 164V165H131ZM29 165V164H28ZM62 165V166H63ZM131 165V166H130ZM79 166V167H80ZM90 167L89 169H88V167ZM38 167H40L39 165H38ZM70 167V168H71ZM85 167H87V168H85ZM109 167V166H108ZM111 167V166H110ZM74 168V169H75ZM85 169V170H84ZM111 169H112V167H111ZM110 169V170H111ZM91 170V171H90ZM124 170V171H123ZM88 171V172H87ZM104 172H105V174H104ZM109 173V172H108ZM120 173V174H121ZM121 174V175H122ZM125 174V175H124ZM51 174H49V173H46V175L44 174L43 176L46 178V179H48V180H46L47 181V184H46V187L48 188V189H46L47 190V193L49 194V198H53L54 199V196H55V198L58 196V191H59V189L61 188V186H60V188L59 187H57V185L54 183V181H53V183L51 182L52 181V179H50V176ZM130 175V174H129ZM49 176V177H48ZM40 177H42V176H40ZM94 179H93V178ZM89 178V179H90ZM106 179V180H105ZM121 179V178H120ZM125 179V178H124ZM94 180V181H93ZM113 180H115V181H113ZM122 180H123V178H122ZM122 180H120L121 182H122ZM48 182H49V184H48ZM91 182V183H92ZM109 182V183H108ZM112 182H113V184H112ZM51 183V184H50ZM92 183V184H93ZM116 183V184H115ZM48 185H50L49 187H48ZM52 185V186H51ZM69 185V186H68ZM74 185V186H73ZM96 185H95V187H96ZM100 185V186H99ZM71 186V187H70ZM78 186V187H77ZM124 186H125V188H124ZM75 187H77V188H75ZM52 188V189H51ZM59 188V189H58ZM69 188V189H68ZM79 188V189H78ZM128 188V189H127ZM68 189V190H67ZM125 189H127V190H125ZM70 190H71V193H70ZM77 190H78V193H77ZM129 190V191H128ZM79 191H80V193L81 194H83L82 196H81V194L79 193ZM83 192V193H82ZM98 193V194H97ZM57 194V195H56ZM135 194V195H134ZM71 195L70 196H67V198L69 197V198H71V199H73V197H71ZM79 195H80V197H79ZM86 195V196H85ZM130 195V196H129ZM51 196H53V197H51ZM203 196H205V195H203ZM127 197V198H126ZM132 197V198H131ZM206 197V198H205ZM205 197H203V199H204V201H206V203L208 202V204L210 203H213L212 201V197L210 198L209 196H205ZM78 198H80V199H78ZM83 198V199H82ZM125 198V199H124ZM209 199H211V200H209ZM101 200V201H100ZM131 200V201H130ZM75 201V202H74ZM80 201H81V203L83 204H81L80 203ZM99 201V202H98ZM134 201V202H133ZM210 201V202H209ZM79 202V203H78ZM94 203V204H93ZM95 203H97V204H95ZM111 203H112V205H111ZM218 203V200H215V204H217ZM83 206H81V205ZM103 204V205H102ZM115 207H114V206ZM134 205V206H133ZM87 207V206H89V210L90 211H88V207L87 208H85V207ZM103 206V207H102ZM114 207V210H113V207ZM118 208H117V207ZM132 206V207H131ZM102 207V208H101ZM80 208V209H79ZM81 208H85V209H83V212L81 211L82 209ZM100 208V209H99ZM133 208V209H132ZM112 211H111V210ZM120 209V210H119ZM131 209V210H130ZM92 211V212H91ZM106 211V212H105ZM117 211V212H116ZM88 212V213H87ZM108 212V213H107ZM119 212V213H118ZM120 212H121V214H120ZM49 213V212H48ZM78 213V214H77ZM80 213V214H79ZM105 213H106V215H105ZM118 213V214H117ZM130 213V214H129ZM52 217H53V215L51 214V213H49ZM92 214V215H91ZM102 214V213H101ZM129 214V215H128ZM132 214V215H131ZM79 215V216H78ZM81 215H82V217H81ZM114 215V216H113ZM117 215H119V217L117 216ZM121 215V216H120ZM49 216V215H48ZM51 216H49L50 218H52ZM80 218V220L79 219H77V218ZM84 217L85 218H87V219H85L88 223H86L85 224V221L83 220V222H82V219H84ZM95 217H96V219H95ZM113 217V218H112ZM32 218L33 219H35L34 218V216H32ZM89 218H91V219H89ZM99 218V217H98ZM93 219V220H92ZM90 220V221H89ZM116 221H117V223H116ZM80 222H81V224H80ZM122 221H120V223H121ZM34 223L35 222H31V228H32V230L35 232V234H37V236H38V233H40L41 234V232H40V230H37L36 228V226H34ZM116 223V224H115ZM67 224V225H66ZM84 224L86 225V226H88V227H84ZM61 225V227H59ZM68 226V227H67ZM82 226V227H81ZM63 227V228H62ZM66 228V231H67V228L70 230L69 231V233H66L65 234V230H62V229H65ZM72 227V228H71ZM75 227V228H74ZM98 227V228H97ZM132 227V226H131ZM62 228V229H61ZM85 228H87V229H84ZM117 228V227H116ZM116 228H115V230H116ZM61 229V230H60ZM59 230V231H58ZM76 230V231H75ZM80 230V231H79ZM83 230V231H82ZM114 230V229H113ZM132 232H134V237H135V239L137 240V242H139V241H141L139 238V236H140V234L139 233H137V231H135V229H134V227L132 228ZM61 231H62V233H61ZM64 231V232H63ZM72 232V233H71ZM87 232L89 233V234H87ZM39 234V235H40ZM60 234V235H59ZM91 234V235H92ZM139 234V235H138ZM62 235V236H61ZM60 236V237H59ZM82 237V236H81ZM83 239L81 238L80 240H78V241H81V240H83L82 242H80V244H79V246H77L76 245V242L74 243L73 242V245H74V248H73V246H72V249H73V251H75V253H76V251L77 252H79L81 249H84V252H85V249H86V251H88L89 249V251L88 252H85L86 253V255H88L87 253H89L90 251L91 252H94L90 247H92L93 248V246H90L89 247V243H91V245H92V241L90 240V238L88 239V237H85L84 235H83ZM55 238V237H54ZM78 238V237H77ZM77 238H75V239H77ZM79 238H80V236H79ZM146 238V239H145ZM74 239V238H73ZM87 241H86V240ZM149 239V237H147L146 235H143V241L146 243L147 241L146 240H148ZM60 241H61V243H60ZM84 242V243H83ZM148 242H149V240H148ZM54 243H56V244H54ZM57 243L59 244V245H57ZM88 245H86V244ZM144 243V244H145ZM25 244V243H24ZM83 244V245H82ZM85 244V245H84ZM143 244V245H144ZM148 244V243H147ZM147 244H145V245H147ZM80 245H81V247H80ZM20 246L21 247H23V245H21L20 244ZM20 246H19V250H22L23 248H20ZM25 246V245H24ZM76 246V247H75ZM88 247V248H87ZM262 248H264V246H262ZM77 249V250H76ZM80 249V250H79ZM81 252H83V250H81ZM81 252H79V254L81 253ZM91 252H90V254H91ZM85 253H84V255H85ZM150 253V252H149ZM263 253V254H262ZM81 254H83V253H81ZM89 254V255H90ZM147 254V253H146ZM259 254H262V257H261V255H259L258 257L260 258L258 261H257V263L256 264H264V249H263V252L261 251V253L259 252ZM92 255H94L93 257L95 258L97 255H96V252H95V254L93 253ZM148 255V261H151V262H155L156 261V259H154V257L155 256H153V254L152 253H150V254H147ZM151 255H152V257H151ZM77 256H78V254H77ZM153 261H152V260ZM147 262V261H146ZM147 264H148V262H147Z\"/></svg>",
    "mask_w": 264,
    "mask_h": 264
}]
</instances>
